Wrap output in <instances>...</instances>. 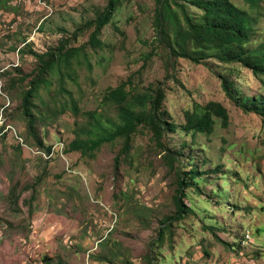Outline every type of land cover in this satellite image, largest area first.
<instances>
[{
	"label": "rangeland",
	"instance_id": "rangeland-1",
	"mask_svg": "<svg viewBox=\"0 0 264 264\" xmlns=\"http://www.w3.org/2000/svg\"><path fill=\"white\" fill-rule=\"evenodd\" d=\"M190 1H169L171 40L187 28L178 5L204 21ZM230 1L253 29L246 49L262 58L264 0L256 8ZM157 2L121 0L93 49L90 24L109 0H0V264H264V123L242 109L264 110V76L171 56L159 41ZM63 44L81 52L44 77L32 137L22 101ZM121 86L130 101L164 91L163 111L178 127L162 139L168 151L141 127L128 155L121 140L68 153L119 123L105 97ZM210 102L227 109L228 126L217 119L212 135H186L185 113ZM192 165L201 174L183 197L192 211L177 220L178 173Z\"/></svg>",
	"mask_w": 264,
	"mask_h": 264
},
{
	"label": "trees",
	"instance_id": "trees-1",
	"mask_svg": "<svg viewBox=\"0 0 264 264\" xmlns=\"http://www.w3.org/2000/svg\"><path fill=\"white\" fill-rule=\"evenodd\" d=\"M158 7L156 9L155 21L159 29L160 42L166 45L171 52V56L187 59L195 64H201L208 59L215 58L225 65L244 64L256 76H264V49L262 58L255 57L258 52L247 50V45L251 42L253 29L245 14L239 7L230 0H192L189 3L203 12V23H194L187 14L186 8L178 5L183 13L187 28L177 31L175 39L171 40L167 34V24L169 16V1L157 0ZM251 7L256 8L263 0H244ZM121 0H109L104 12L90 25L95 27L94 32L90 36L89 45L93 49L102 48L100 35L104 27L112 20L114 13L119 8ZM175 41V46L172 44ZM67 43V42H66ZM191 46L192 50L188 48ZM206 48L217 50V54H209ZM81 50L66 49V45H62L55 55L45 60L44 66L37 73L38 77L29 84V89L25 93L23 102V113L28 120L29 134L35 136V117L33 116V100L41 87L45 83L44 77L53 67L60 63L69 64L72 58L79 56ZM224 89L227 94L229 92L228 84L224 82ZM106 102H111L118 107L119 123L112 127V131L100 127L104 137L97 140L80 142L74 141L68 150V153L80 152L83 155H89L96 152L104 144L121 140L124 142L122 150L123 155H128L131 150V141L133 135L141 127L147 128L153 135L158 147L161 150L168 151L162 144V139L167 133H176L178 127L166 118L163 111V102L165 100L164 91L159 88L152 94L138 95L133 100L128 99V94L124 86L115 90H111L105 97ZM241 105V104H237ZM76 112V107L73 108ZM246 113H254L263 119L264 110L260 108L242 107ZM222 122L223 127H227L229 123V113L227 109L218 102H210L206 106L200 108L195 107L185 113V124L181 127L186 135H192L193 138L198 134L210 136L214 132L216 120ZM106 135V136H105ZM40 148L44 149L39 143ZM49 155L51 149H47ZM173 152L169 151L166 155L168 161H173L176 156H172ZM176 155V154H174ZM183 158L185 162L191 164L189 155L186 158L180 153L178 156ZM187 159V161H186ZM180 161V160H179ZM183 167V168H182ZM178 173V195L175 197L176 217L177 220L182 219L186 214L192 211L191 207L186 206L183 197H186L185 190L196 187V180L200 178L199 168L196 165L182 166ZM216 169H219L217 167Z\"/></svg>",
	"mask_w": 264,
	"mask_h": 264
},
{
	"label": "crops",
	"instance_id": "crops-1",
	"mask_svg": "<svg viewBox=\"0 0 264 264\" xmlns=\"http://www.w3.org/2000/svg\"><path fill=\"white\" fill-rule=\"evenodd\" d=\"M252 264H254V263H252Z\"/></svg>",
	"mask_w": 264,
	"mask_h": 264
}]
</instances>
